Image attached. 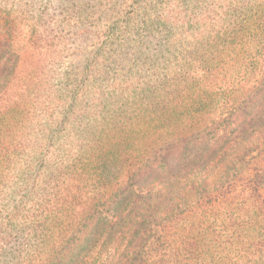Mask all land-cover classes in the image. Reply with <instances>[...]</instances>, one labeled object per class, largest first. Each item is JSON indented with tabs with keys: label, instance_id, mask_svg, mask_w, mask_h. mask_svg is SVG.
Returning <instances> with one entry per match:
<instances>
[{
	"label": "trees",
	"instance_id": "16d2710c",
	"mask_svg": "<svg viewBox=\"0 0 264 264\" xmlns=\"http://www.w3.org/2000/svg\"><path fill=\"white\" fill-rule=\"evenodd\" d=\"M219 1L206 26L196 17L195 58L154 81L185 119L143 153L74 105L40 109L32 144L29 126L14 134L27 62L0 60V158L30 155L32 187L51 195L0 217V264H264V0Z\"/></svg>",
	"mask_w": 264,
	"mask_h": 264
},
{
	"label": "rangeland",
	"instance_id": "374dc122",
	"mask_svg": "<svg viewBox=\"0 0 264 264\" xmlns=\"http://www.w3.org/2000/svg\"><path fill=\"white\" fill-rule=\"evenodd\" d=\"M220 3L0 0V46L9 44L14 50L12 54L0 50V60L28 63L18 68L12 81L15 98L22 102L16 106L13 100L17 107L14 134L29 126L23 137L32 144L34 122L50 121V115L37 117L40 109L50 113V107H56V118H61L74 105L85 111L82 124L126 127L129 154L143 153L161 142L167 128L173 129L185 117L179 116L175 104H166L163 92L152 85L169 73L170 62H190L192 56L186 54L196 42L192 39L198 27L196 17L206 26L207 5H217L214 10L220 12ZM29 157L24 153L12 154L9 160L0 158V217L25 202L43 201L39 198L43 186L45 196H51L50 182L32 187ZM127 170L124 166L119 172L122 184Z\"/></svg>",
	"mask_w": 264,
	"mask_h": 264
}]
</instances>
